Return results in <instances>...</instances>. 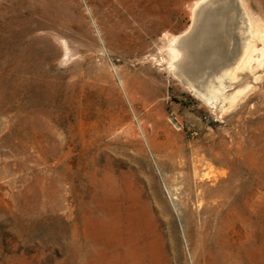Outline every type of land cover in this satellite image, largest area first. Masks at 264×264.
<instances>
[{"label": "rangeland", "instance_id": "rangeland-1", "mask_svg": "<svg viewBox=\"0 0 264 264\" xmlns=\"http://www.w3.org/2000/svg\"><path fill=\"white\" fill-rule=\"evenodd\" d=\"M198 1L0 0V264H192L183 217L240 192L210 239L264 264V67L223 74L256 28L264 51V0L195 46Z\"/></svg>", "mask_w": 264, "mask_h": 264}, {"label": "bare ground", "instance_id": "bare-ground-1", "mask_svg": "<svg viewBox=\"0 0 264 264\" xmlns=\"http://www.w3.org/2000/svg\"><path fill=\"white\" fill-rule=\"evenodd\" d=\"M209 1L210 0H200L195 4V7L198 9V6L206 4L207 2L209 3ZM227 5L228 4L226 0H212L210 4H207L198 12L194 25L196 24V22L200 21L201 27L199 40L195 42V46H198L200 45V43L205 41H200L201 37H205L207 34H210L214 31L216 19L223 11L227 10ZM190 29L191 26L189 30ZM185 33L174 37L171 41V45L168 48V66L173 71L177 70V66L183 56V51L175 44L186 35ZM222 33L223 28L219 25L214 31V34L221 35L222 37ZM262 38L263 36L260 34L257 28L252 30L250 34L249 45H247L238 54L235 53L233 57H229L226 60L223 74L227 76L231 81H234L237 78V73H248L254 76L256 71L261 70L262 67H264V51L263 49H257L254 46V40H262ZM221 44L226 46V39H222ZM195 46H193V48H195ZM205 51V49H202L200 54L204 55ZM255 54H257V57H254ZM257 79H259V77L254 76V80L257 81ZM187 85L191 90L194 91L189 82H187ZM242 91L243 89L236 90L232 92L228 97L222 98V101L226 102L228 105H232L236 101L237 97L242 93ZM194 92L196 94H200L197 91ZM221 92L222 89L211 91L210 94L213 95H210L208 97L203 96L202 98L208 104H212V101L217 100L218 98L216 94H220ZM234 201H236L235 204L237 206L236 209L238 212L237 216L236 211L233 207ZM244 202L245 198L243 193L241 192L237 193L236 197L226 194L221 205L207 209L199 208L198 211L188 212V215L186 214L183 217L182 222L183 229H185V240L188 245L189 256H191L192 264H261L260 256H249V252L244 250L237 254H221L219 253L218 246L215 244L214 240L210 239L213 233V229L216 226V222L220 218H222L221 220H228L230 222V227L234 224L235 216L237 217L239 223L243 221ZM211 211H213L212 214L210 213ZM196 218L199 222V225L198 222H196ZM231 233V230L227 231L228 239L230 240L233 236L231 235ZM208 247L210 251L209 253H215L214 256H202L208 252Z\"/></svg>", "mask_w": 264, "mask_h": 264}, {"label": "water", "instance_id": "water-1", "mask_svg": "<svg viewBox=\"0 0 264 264\" xmlns=\"http://www.w3.org/2000/svg\"><path fill=\"white\" fill-rule=\"evenodd\" d=\"M235 6H236V5H235ZM188 39H189V38H186L185 43H187V41H189Z\"/></svg>", "mask_w": 264, "mask_h": 264}]
</instances>
